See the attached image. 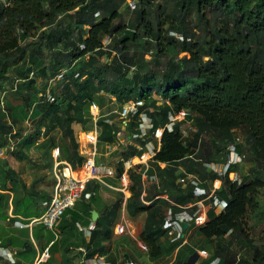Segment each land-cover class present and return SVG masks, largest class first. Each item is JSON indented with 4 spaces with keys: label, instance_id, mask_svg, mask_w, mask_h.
I'll use <instances>...</instances> for the list:
<instances>
[{
    "label": "trees",
    "instance_id": "obj_1",
    "mask_svg": "<svg viewBox=\"0 0 264 264\" xmlns=\"http://www.w3.org/2000/svg\"><path fill=\"white\" fill-rule=\"evenodd\" d=\"M125 1L0 0V92L7 91L10 85L12 93L22 98L17 104L0 98V148L11 145L8 134L15 137L18 133L23 146L15 155L27 158L25 150L59 130L62 147L52 145L51 139L42 145L50 151L59 147L58 159L77 169L84 164L85 155L74 124L93 130L91 107H103L107 100L111 101L118 110L102 112L96 125L98 143L112 144L116 141L115 131L121 128L118 111L127 101L141 99L144 104L139 112L151 118L152 127L147 136H136L141 133L140 115H129L123 131L126 140L116 152L121 158L117 173L121 176L124 160L135 156L139 145L157 139V131L163 129L161 148L148 168L166 189L161 192L169 193L180 204L192 198L194 185L182 188L177 182V170L182 166L204 181L222 180L217 194L227 200V207L218 215L211 213L210 219L197 229L200 236L216 244L215 254L208 256L205 264L216 258L218 264H264V238L246 247L249 237L244 227L249 211L259 207L264 177L256 173L251 178V173L244 171L241 180H233L229 174L240 173L239 164H231L225 176L206 166L225 162L228 146L233 144L239 154L251 153L258 171L264 168V0H129L128 8L134 13L130 22L124 21L121 11ZM192 14L204 36L196 41H180L170 34L179 32L193 38ZM106 37L110 39L108 44L103 42ZM132 44L137 50L131 48ZM181 52L186 54L180 56ZM148 54L151 59L146 58ZM48 90L55 96L52 103L47 101ZM182 111L186 112L185 119L175 121L170 130V114ZM28 118L37 122L30 133L23 128ZM107 119L114 122L110 124ZM194 120L198 129L192 132L187 127L190 135L183 136V125ZM238 129L243 130L242 142H238ZM205 136L210 138L206 140ZM76 175L84 177V167ZM2 179L3 190L8 189L7 182L11 184L17 210L31 203L30 196L42 200L33 201L36 207L38 202L41 206L50 199L49 191L40 188L43 176L31 183L34 195L27 193L30 187L9 161L0 157L1 182ZM141 181L142 172L137 174L127 202L132 210L133 206L139 211L144 209ZM90 186L89 183L86 192ZM91 197L93 202L96 196L91 193ZM150 216L141 239L150 257L156 258L163 254L161 237H168V229L163 227L164 214L159 209ZM104 218L97 220L96 228L102 227ZM104 225L108 232L111 224ZM178 244L172 242L171 248ZM240 249L248 250L249 255L240 257Z\"/></svg>",
    "mask_w": 264,
    "mask_h": 264
},
{
    "label": "crops",
    "instance_id": "obj_2",
    "mask_svg": "<svg viewBox=\"0 0 264 264\" xmlns=\"http://www.w3.org/2000/svg\"><path fill=\"white\" fill-rule=\"evenodd\" d=\"M98 132L97 129L95 136L99 135ZM97 141H99L98 138ZM122 144L117 140V137L112 144L97 142V147L104 148L108 145L105 157L97 155L101 177L93 178L87 183V185L89 183L91 185L90 191L86 192L89 193V196H81L80 201L78 199L74 206L66 211L67 214L59 218L53 230L40 223H31V219L42 216L46 210L43 205L45 201L41 206H39L40 202H38L37 207L36 205L32 206L36 199L42 201L33 194L32 182L27 183L31 191L26 192L33 194L34 197H28L31 203L18 210L13 202L14 193L10 190L11 184L7 182L8 189L6 190H3L0 185V193L10 194L7 204L1 207L3 216L0 217V248H4L11 254V259L0 254V264H120L126 260H134L138 264H205L208 256L215 254L216 244L200 236L197 229L190 238L192 247L185 246L184 250L177 248L178 245L176 248H171L172 242L175 241L170 232L167 231L168 237H161L163 254L156 258H151L149 252L141 248L140 243L143 242L141 235L145 233L149 218L151 220V212H154L156 208L164 215L172 203L176 205V210L179 206H183L192 213L201 208L202 214L206 217V222L210 219L211 213L220 214L210 197L214 194L213 181H204L199 175L181 165L182 167L177 170V174H179L177 182L182 184V188H186L187 184L192 182V178L197 177L201 187L207 190L209 195L199 197L194 190L192 198L180 204L169 193L160 191H166V189L161 187L162 183H160L158 175L150 174L148 169L146 170L145 166L141 164L144 149L139 145L138 153L131 159L124 160V170L121 176L126 174L131 185L126 192H123L119 189L121 176L117 173L121 158L117 155L114 163L109 161L110 148L114 145L113 151L119 150ZM85 150H88V146ZM54 152L53 157L55 158L56 151L54 150ZM135 158H138V162H135ZM61 160L65 161L64 159ZM127 161L130 162V168L127 166ZM83 165L77 168V171L83 168ZM138 165L140 167H137ZM161 166L164 167L165 163H162ZM141 172L143 190L140 199L144 209L139 211L136 206H133V210L130 209L127 202L133 193L132 188L135 185L137 174ZM205 184L208 185L207 188ZM53 185L51 191L43 187L49 191L50 199ZM91 193L96 196L93 202ZM92 203H94L93 206ZM146 206L148 208H145ZM93 210L98 213L96 219H93ZM103 216L105 221H102V227L96 228L97 220ZM66 217L68 218L65 219ZM108 223L111 225L107 232L104 224ZM84 228H88L89 232H86ZM93 229L96 231L92 235ZM120 229H122L121 232ZM58 231L61 234L56 236L55 233ZM44 252H48L50 256L41 262H37V259ZM205 252L208 253V256H201Z\"/></svg>",
    "mask_w": 264,
    "mask_h": 264
},
{
    "label": "built area",
    "instance_id": "obj_3",
    "mask_svg": "<svg viewBox=\"0 0 264 264\" xmlns=\"http://www.w3.org/2000/svg\"><path fill=\"white\" fill-rule=\"evenodd\" d=\"M131 7H135L134 2H130ZM171 35L176 37V39L180 41H191L192 38H185V36L179 32H170ZM110 39L106 37V42L104 44H108ZM83 47V46H82ZM62 72L58 76V80L63 77ZM47 95V101L52 103L55 101V96L52 95L49 91L46 94ZM115 99V98H114ZM162 102V100H161ZM144 101L141 99H131L126 102V104L123 105L122 109L118 111V114L121 118V125L120 129L115 131L117 140L120 143H124L126 140V135L123 133L125 127L128 126V117L130 114L134 115L139 112V108L143 106ZM94 108H97L98 106L94 105L92 106ZM98 115H94L95 118V130L97 131V125L96 121L98 120ZM140 115V130L141 133L136 136H147L149 128L152 127L151 124V118L146 115L144 111L139 112ZM170 123L167 125L170 130H172L175 121L183 120L186 117V112H181L178 115H172L170 114ZM107 122L112 124L114 121L112 119H107ZM127 124V125H125ZM183 135H187V131L182 127ZM157 139L154 143L153 141H147L144 145L141 146L142 149H144V152L141 156V164L145 166L146 170L149 168V161L152 160V158L157 154V152L161 148V142H160V134L156 135ZM97 138L98 136H95L92 132L88 134L86 137V142L88 143L89 150H84L82 153L86 156V160L84 162L83 167L86 168V175L83 178H80L76 175L77 169H74L72 165L68 161H60L58 159L59 155V148H57L56 156H55V164L53 167V177H54V185H53V191L52 196L49 201H45L43 205L46 207V210L44 214L40 217L31 219V223H40L45 225L47 228L52 229L57 224L59 218L64 215V213L67 211V209L74 206V204L77 202V200L85 195L86 197L89 196V193H86V187L87 183L93 179V178H100L99 174V164L97 160ZM232 155H228L224 171L226 172L229 166L232 163H236L241 161V156H239L235 151V146H233V149L231 151ZM87 154V155H86ZM128 168L131 167L130 162L127 161ZM213 164L207 163L206 166L210 167L214 170H216L214 167H212ZM221 173V171H220ZM181 181H184V179H181ZM192 183L196 185L195 194L197 196L202 195L204 193V190L199 188V182L196 179L192 180ZM130 181L128 179V176L126 174H123L121 176V185L119 189L123 192H126L127 189L130 188ZM211 198H213V204L217 207H219L221 210H223L227 206V202L225 200H220L218 197H216L214 194L210 195ZM185 222H193L196 227L203 225L206 223V217L201 212V208L196 210L194 213H190L186 209L181 210L178 213H174L172 208L167 209L165 215H164V225L163 227L168 229L170 234L173 236L174 241H179L180 246L189 245V237L192 235L194 228L186 231L184 227ZM86 232H89L88 228H84ZM120 232L122 229L119 230ZM56 236H59L61 233L60 231L55 233ZM1 243V241H0ZM141 248L145 251H148V246L141 242ZM179 246V247H180ZM0 254L9 257L11 259V254L7 252L4 248H0ZM48 252H44L40 255L37 262H40L44 260L45 258L49 257ZM218 260L214 261L213 264H216ZM120 264H138V262L134 260H126L121 262Z\"/></svg>",
    "mask_w": 264,
    "mask_h": 264
},
{
    "label": "rangeland",
    "instance_id": "obj_4",
    "mask_svg": "<svg viewBox=\"0 0 264 264\" xmlns=\"http://www.w3.org/2000/svg\"><path fill=\"white\" fill-rule=\"evenodd\" d=\"M128 1L129 0H126L125 4L121 7V11H122V14L124 15V21L125 22H130V19L134 16V13L128 8V3H127ZM151 18L154 20L155 15L151 16ZM190 20H191V27L193 28V32L195 33V36L192 38V40L196 41L199 38H201L202 36H204L205 32L203 31L202 28L197 26V20H196L194 14L190 15ZM206 35L208 37V34H206ZM103 42H106V38L103 40ZM131 48L137 50L135 45H133ZM185 54H186V52H181L180 56H184ZM146 58L151 59L150 54L146 55ZM205 59H207V57H205ZM11 73L15 76L17 74L16 70L14 68L11 69ZM39 80H40V84H41L42 79H39ZM56 83H57V80H55L52 83V87ZM48 91L46 93H48ZM156 97L159 98L158 95H156ZM0 98H2V99L4 98V101L7 100L8 102H12L13 104H17V103L22 102L21 97L15 96L12 93L10 85L7 86V91L0 92ZM112 100H115V99L112 97ZM159 102H161L160 98H159ZM3 106H4V103H2V107ZM109 108H115V110H118V109H116V108H118L116 106V104H112L111 101L107 100L103 107H99V106L97 108L91 107V113H92L93 117H94V115L99 114L98 118H100L101 113L107 112L109 110ZM114 112H116V111H114ZM115 114H117V113H115ZM95 119H97V118L94 117V121H95ZM114 119L117 122H120V118L118 116H115ZM36 125H37L36 120L33 121L32 118H30V119L28 118L27 121L24 122L23 128H24L26 133H30L34 130ZM88 125H90V122H89V124H87V126ZM198 126L199 125H198L197 121L194 120L193 122H189V124L187 123L186 125H183V128L187 131V135H190L187 127L192 129L191 131L193 132L196 129H198ZM16 129L18 130V127H16ZM74 129H75L76 137H77L79 144H80V150L84 151L86 149V147L88 146V143L86 142V138H84V137L85 136L87 137L90 132H92L95 135V131H96L95 127L93 128V130H85L84 125L75 123ZM158 132H159V130L157 131L156 135H158ZM17 134L15 137H13V135L11 137V135L8 134V138L11 142V145L9 147L0 148V157L2 159H7L9 161V165H11V167L14 168L19 173V176L28 184L31 183L34 179H37V178H40L41 176H43L44 180L41 181L40 187L41 188L44 187L47 190L51 191L53 181H54L52 169H53V166L55 164V158L53 157L54 156L53 153H55L54 150H56L59 147H55V148L51 149V151H50L48 149V147H44L42 145V142L46 139H48V140L51 139L50 143L52 145L55 144V145H59L60 147H62V145L64 143L62 134L60 133L59 130H56L54 132H51V135L49 134V136H44V137L40 138V140H38L39 145L32 146L30 149L25 150V153L28 155V157L23 158V159H18L15 155V151L20 150L23 146V139L20 137H17ZM236 135H237L238 140H239L238 142H242V140L244 139L243 138L244 137L243 130L238 129L236 131ZM51 137L54 139V141ZM209 138H210V136H207L206 140H208ZM107 146L104 148L97 147L98 155L105 157L107 149H108ZM113 146H112V148H110L111 154L109 156V161L111 160L112 163H114L113 161L117 156V154H116L117 150L113 151L114 150ZM233 146L234 145H232V144H230L228 146L229 155H232L231 151L233 149ZM89 149L90 148L88 146V150ZM50 153H51V156H50ZM244 153L245 154H244V156H242V161L239 162L240 163L239 164L240 173L230 172L229 177L231 179L238 178V180H241L242 173L244 171H249L251 173V175H250L251 178L256 173H258L259 175H262L264 177V168L262 170L258 171L255 167V166H257V163H256L254 157L251 156V153L250 152L248 153V151L247 152L244 151ZM50 159H53V162H51ZM49 161H50L51 166H49ZM135 162H138V158H135ZM261 163L264 164V161H262ZM212 167H214L217 171L219 169L222 172L224 171V168L222 165L213 163ZM84 169H86V168H84ZM1 183H2V186L5 187L3 179H2V182L0 181V185H1ZM216 186H218V183L216 184ZM259 200H260L259 207H256L255 209H252L251 211H249V213L246 216L245 222H244L245 232L248 234V237H249L248 238L249 240H247L245 243L246 247H250L251 242L256 243V244L260 243V241L264 238V192L263 191H261V193H260ZM78 201H80V199ZM7 202H8L7 194H5L3 192L0 193V217L3 216V212H1V207L2 206L4 207L5 204H7ZM238 247H239L238 244L234 245L235 250H238ZM181 249L184 250L185 246L180 247V250ZM247 251L248 250L245 251V249H240V255L239 256L240 257H244L245 255L248 256L249 254L247 253ZM251 254H252V252L250 251V255ZM201 256L206 257L207 255H206V253L205 254L202 253Z\"/></svg>",
    "mask_w": 264,
    "mask_h": 264
},
{
    "label": "clouds",
    "instance_id": "obj_5",
    "mask_svg": "<svg viewBox=\"0 0 264 264\" xmlns=\"http://www.w3.org/2000/svg\"><path fill=\"white\" fill-rule=\"evenodd\" d=\"M94 106V105H93ZM97 106V105H96ZM183 112V111H182ZM185 112V111H184ZM180 114V113H179ZM178 115V114H177ZM178 121H181V120H178ZM152 124V123H151ZM150 129V128H149ZM161 130L163 131V129H159V134H160V139H161V136H162V133H161ZM183 136H188V135H183ZM157 138V137H156ZM153 141V140H152ZM154 141H156V139L154 140ZM233 145V144H232ZM235 146V145H234ZM59 151H60V149H59ZM235 151H236V147H235ZM236 153L238 154V155H240L241 156V158H242V154H239L237 151H236ZM228 155H229V150H228V153H227V157H228ZM227 157H226V159H227ZM153 159V158H152ZM225 159V160H226ZM151 161V160H150ZM149 161V162H150ZM241 161H242V159H241ZM241 161H239V162H241ZM226 162V161H225ZM225 162H223V163H215V162H212L211 164H219V165H222L223 166V168H224V166H225ZM239 162H236V163H232V164H240ZM207 164V163H206ZM230 167V166H229ZM212 169V168H211ZM212 170H214V169H212ZM228 170H229V168L227 169V171L226 172H222L220 169L217 171V170H214V171H216V172H218L220 175H223V176H225L226 174H227V172H228ZM220 171H221V173H220ZM235 173H237V172H235ZM53 174V173H52ZM193 179H196V180H198V184H199V188L200 189H202V190H204L202 187H201V185H200V180L197 178V177H194V178H192V180ZM236 179H238V178H234L233 180H236ZM191 180V181H192ZM181 182V181H180ZM214 183H213V186H214V195L216 196V197H218L220 200H225L226 202H227V200L226 199H223V198H221V197H219L215 192L218 190V189H220L221 188V186H222V180L221 179H215L214 181H213ZM190 183H192V182H190ZM218 183V186H216V184ZM193 184V183H192ZM194 185V190H196V185L195 184H193ZM209 195V193L207 192V190H204V193H202V195H200L199 197H203V196H208ZM211 200H212V202H213V198H211ZM227 205H228V202H227ZM175 207H176V205L174 204V203H172L170 206H169V208H172L173 209V211H174V213H178V212H180L181 210H183V209H186L187 211H189L190 213H192L188 208H186V207H183V206H179L178 207V209L176 210L175 209ZM214 207L215 208H217L219 211H220V213L223 211V210H225V208L227 207H225L223 210H221L219 207H217V206H215L214 205ZM168 208V209H169ZM185 223H187L188 224V226L187 227H185V229H186V231H189V230H191V229H193L194 228V231L196 230V229H198L200 226H202V225H200V226H198V227H196L195 226V224L193 223V222H185ZM184 223V224H185ZM205 224V223H204ZM203 224V225H204ZM164 225V224H163ZM191 225H192V227H191ZM92 228V227H91ZM90 228V229H91ZM166 229V228H165ZM169 231V230H168ZM194 231H193V233H194ZM193 233H192V235H193ZM191 235V236H192ZM191 236L189 237V242H190V238H191ZM175 242H177V241H175ZM179 242V241H178ZM180 242H179V244H178V246H177V248H179L180 249V247H183V246H180ZM184 246H191L192 247V244L190 243L189 245H184ZM179 249H178V251H179ZM206 253V255L208 256V253L207 252H205ZM46 259V258H45ZM38 260V259H37ZM216 260H218V262H219V258H216V259H214L213 260V262L214 261H216ZM43 261V260H42ZM41 262V261H40ZM213 262H212V264H213ZM218 262L216 263V264H218Z\"/></svg>",
    "mask_w": 264,
    "mask_h": 264
},
{
    "label": "water",
    "instance_id": "obj_6",
    "mask_svg": "<svg viewBox=\"0 0 264 264\" xmlns=\"http://www.w3.org/2000/svg\"><path fill=\"white\" fill-rule=\"evenodd\" d=\"M162 132H163V131L161 130V133H162ZM92 215H93V219H96V217L98 216V213H97V211L93 210V211H92ZM184 226H185V227H187V226H188V224H187V223H185V224H184Z\"/></svg>",
    "mask_w": 264,
    "mask_h": 264
},
{
    "label": "bare ground",
    "instance_id": "obj_7",
    "mask_svg": "<svg viewBox=\"0 0 264 264\" xmlns=\"http://www.w3.org/2000/svg\"><path fill=\"white\" fill-rule=\"evenodd\" d=\"M84 138H86V136H85ZM84 168H85V167H84ZM78 171H79V170H78ZM85 175H86V169H85ZM85 175H84V176H85ZM80 178H83V177H80Z\"/></svg>",
    "mask_w": 264,
    "mask_h": 264
}]
</instances>
